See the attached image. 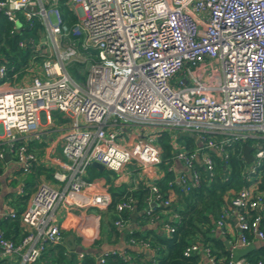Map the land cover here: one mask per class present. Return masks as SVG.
Masks as SVG:
<instances>
[{
    "label": "built area",
    "instance_id": "built-area-1",
    "mask_svg": "<svg viewBox=\"0 0 264 264\" xmlns=\"http://www.w3.org/2000/svg\"><path fill=\"white\" fill-rule=\"evenodd\" d=\"M66 3L74 15L71 23L64 19L59 0H0V37L3 17L8 32L19 35L18 46L29 49L22 74L7 75L13 66L0 61V175L6 153L21 174L31 171L37 154L28 140L45 133L53 111L67 118L62 158L53 171L60 186L39 181L19 212L0 207V223L6 217L18 218L20 226L17 240L0 226V262L9 258L18 264H46L41 256L47 245L63 239L56 220L59 206L68 213L107 208L110 191L97 189L86 176L92 162L116 172L131 161L142 167L160 162L161 147L152 135L129 145L119 141L127 124L196 134L200 145L194 151H175L187 169L175 176L184 189L199 182L198 172L189 168L203 148L223 154L224 145L250 138L254 142L249 170L254 171L264 157V0ZM75 62L87 66L83 81L68 70ZM177 73L180 77L174 84L171 79ZM201 157L211 171L212 158L205 152ZM23 186L20 180L18 193ZM151 190L154 196L144 208L147 214L158 199L170 204L155 184ZM132 208L130 196L115 204L120 215ZM120 215L113 223L124 228L127 220ZM229 215L235 216L240 231L229 242L231 247L249 244L250 236L264 240V196L255 184L242 187L231 198L216 226L223 227ZM165 229L173 227L165 223ZM129 242L149 247L147 240ZM109 251L101 250L95 264H103ZM194 251L216 264L209 248L199 243L187 245L183 253ZM125 258L130 262L129 255ZM225 264H264V259L252 262L230 254Z\"/></svg>",
    "mask_w": 264,
    "mask_h": 264
},
{
    "label": "trees",
    "instance_id": "trees-1",
    "mask_svg": "<svg viewBox=\"0 0 264 264\" xmlns=\"http://www.w3.org/2000/svg\"><path fill=\"white\" fill-rule=\"evenodd\" d=\"M59 8L63 12L64 19L71 23L74 20V15L66 0H59ZM18 37L19 35L8 32V27L2 17L0 61L7 60L8 65L13 66V69L7 71V75L12 74L14 71L22 74L21 66L25 64L29 56L27 47L18 46ZM168 129L166 128L160 132L156 139L161 147L159 164L164 169V174L151 183H139L133 190L121 188L116 191L112 188L111 202L105 209L110 219L108 222L110 230L115 231L118 235L124 233L128 242L130 238L147 240L153 254L151 258H146L143 252L133 249L127 248L124 252L113 249L104 255L103 264H209L202 259L199 251H194L189 255L183 253L184 248L193 242L199 243L200 246H207L209 254L214 257L216 264H225L231 251L225 240L215 235L217 219L223 217V211L227 209L231 198L244 186L255 184L257 191L264 196V157L256 166V169L250 171L249 168L252 163H248L242 153L245 144H253L254 141L250 138L235 140L231 144L224 145L225 152L223 154L213 149H201L199 155L205 152L212 158V170L208 171L204 163L193 160L189 171L195 170L198 172L199 182L196 185L190 184L189 189H184L179 183L175 182V171L168 167L174 160L177 149H183L190 153L200 144L187 130H177L176 137H173L172 131ZM174 140L178 144L177 149L174 148ZM261 144L264 147V141H261ZM28 146L31 147L30 141H28ZM92 168L96 170L95 167ZM46 173L49 174L50 170H47ZM34 184V175L27 174L24 178L23 192L16 194L18 200L25 201L28 199ZM152 184L157 186L162 199L170 198V204H160L161 200L158 199L157 204L152 208V213L147 214L144 208L154 196V192L151 190ZM170 193L172 194L170 195ZM127 196L132 197L133 202L135 200L136 208L141 210V214L136 221L139 227L161 217L159 212L163 209H169L171 216L176 214L177 218H164L162 228L159 229L147 227L145 229L126 227L118 229L113 223L114 219L120 215L115 210V204ZM21 209L17 208L16 210L19 212ZM120 216L124 220H129L131 211L121 212ZM165 223L171 225L173 230H166ZM0 226L4 229L6 236L16 240L19 239L20 226L18 218H3ZM261 226L264 228V219ZM100 243V240L96 241V244ZM125 255L130 256V262L125 258ZM244 256L252 262L259 258L264 259V244L251 248ZM41 262H46V264H95V257L91 250L84 251L83 255L79 257L74 250L67 252L64 244L57 243L47 245L41 256ZM0 264L18 263L13 259L4 258Z\"/></svg>",
    "mask_w": 264,
    "mask_h": 264
},
{
    "label": "crops",
    "instance_id": "crops-1",
    "mask_svg": "<svg viewBox=\"0 0 264 264\" xmlns=\"http://www.w3.org/2000/svg\"><path fill=\"white\" fill-rule=\"evenodd\" d=\"M57 113L58 111L52 112V120L45 125V133L40 138L28 140L31 142L30 148L37 154V161L34 163L31 171L26 174H21L18 169L19 165L14 160L7 159L3 172L0 175V207L4 209L24 207L27 199L25 201L18 200L16 194L18 193V182L24 180L27 174H33L35 178V184L32 186L31 191L35 189L39 181H46L57 187L60 186V182L53 177V171L59 167V160L62 158L61 136L66 126L67 118L61 112L60 115H57ZM166 128L167 127L153 126L140 127L127 124L124 126L122 133V137L124 138L123 140H120V138L119 141L129 145L137 138L146 137L147 135H152L156 140L160 132ZM168 130H171L174 135L173 137H176L177 129L169 128ZM196 141L200 143L197 139ZM173 143L174 148L177 149L178 144L175 140ZM201 158V155H199L196 161L202 162ZM92 167L95 166H88L86 176L96 182L95 187L97 189L101 187L107 188L110 194L112 188L116 191L121 188L133 190L139 183H151L164 174V169L159 163L157 165L142 167L137 162L131 161L118 172L106 167L103 169L95 167L96 170ZM168 168H172L176 174L180 171L187 170L183 161L175 157ZM47 170H50L49 174L46 173ZM156 204L154 203V205ZM130 211L131 218L125 222V227L130 229H145L146 227L159 229L162 228L164 218H177L176 214L175 216H171L169 209H163L159 212L161 217L148 222L145 226L139 227L136 221L141 214V210L136 208L135 200L133 202V208ZM56 213V220L60 224L63 232V239L60 243L64 244L65 251L67 252L74 250L78 253L76 249L70 248V246L64 242L65 237L73 236L76 246H80L84 251L91 250L94 253V257H96L101 250L106 249H117L124 252L125 249L129 248L138 252H143L146 258H151L153 254L149 247L129 243L124 233L118 235L115 231L110 230L108 225L110 219L105 209H76L74 213H68L65 208L59 206ZM117 228L120 229L119 227ZM239 232L234 215L226 216L224 218V226L221 228L216 226L215 230V235L225 240L234 258L243 257L251 248L264 244V240L256 236H250L249 244H236L234 247H231L229 242L232 240L234 241L238 237ZM97 240H100L101 243L96 244ZM200 253L202 259L208 262L207 256L202 252Z\"/></svg>",
    "mask_w": 264,
    "mask_h": 264
},
{
    "label": "rangeland",
    "instance_id": "rangeland-1",
    "mask_svg": "<svg viewBox=\"0 0 264 264\" xmlns=\"http://www.w3.org/2000/svg\"><path fill=\"white\" fill-rule=\"evenodd\" d=\"M70 5L73 6L72 1H69ZM52 19L55 20V16L52 14ZM69 72L79 81H83L86 78L87 75V66L84 63H73L68 65ZM180 77V75L177 73L172 79L171 82L176 84V79ZM19 79V78H18ZM61 113L58 112L57 115H60ZM131 125V124H130ZM177 130H183L181 128H173ZM124 137H122L120 140H123Z\"/></svg>",
    "mask_w": 264,
    "mask_h": 264
},
{
    "label": "water",
    "instance_id": "water-1",
    "mask_svg": "<svg viewBox=\"0 0 264 264\" xmlns=\"http://www.w3.org/2000/svg\"><path fill=\"white\" fill-rule=\"evenodd\" d=\"M193 137L196 136V134L192 133ZM243 156L245 160L250 163L253 160V153H252V145L250 144H245L242 149ZM6 159H8V153H6ZM92 165L95 167H98L99 169H103L104 165L100 162L94 161L92 162ZM64 242L70 246L72 249H76V251L80 252L83 249L79 246L77 247L74 240L73 236L65 237Z\"/></svg>",
    "mask_w": 264,
    "mask_h": 264
}]
</instances>
